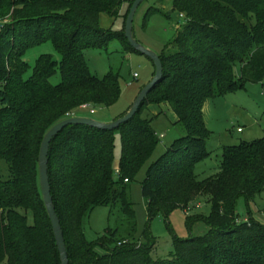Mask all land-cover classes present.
Returning <instances> with one entry per match:
<instances>
[{
    "label": "trees",
    "instance_id": "16d2710c",
    "mask_svg": "<svg viewBox=\"0 0 264 264\" xmlns=\"http://www.w3.org/2000/svg\"><path fill=\"white\" fill-rule=\"evenodd\" d=\"M125 1L0 0V160L8 167V179L0 176V264H61L40 187V147L48 131L76 110L112 107L119 100V75L93 76L85 51L103 48L115 37L135 51L125 26L118 34L101 26V15L117 18ZM170 1L184 22L159 55L163 78L137 115L114 131L69 126L50 145L51 193L69 264H264V224L251 214L245 220L236 215L239 199L250 204L264 192V136L224 148L215 175L201 180L196 174V166L212 155L204 104L247 84H262L264 90V0ZM46 42L62 60L42 55L31 68L25 54ZM57 72L61 82L53 85ZM151 106L172 110L183 135L150 166L142 184L149 218L187 210L201 197L211 204L210 216L202 219L208 232L175 238L168 259L153 258L155 239L136 242L129 198L132 182L160 143L152 123L162 113L142 116ZM100 206L122 208L128 238L117 239L118 231L110 230L87 241L84 221Z\"/></svg>",
    "mask_w": 264,
    "mask_h": 264
},
{
    "label": "rangeland",
    "instance_id": "374dc122",
    "mask_svg": "<svg viewBox=\"0 0 264 264\" xmlns=\"http://www.w3.org/2000/svg\"><path fill=\"white\" fill-rule=\"evenodd\" d=\"M130 0L122 6L117 18L102 17V27L113 34L120 33L125 26L124 17L129 10ZM106 18V19H105ZM184 22L183 16L172 11L170 0H145L140 4L133 23L134 37L145 48L162 55L164 50L173 43L180 26ZM107 36L102 41L107 40ZM110 39V38H109ZM42 55H50L60 62L62 56L50 42L43 43L30 49L24 60L33 68ZM85 59L89 71L97 78H104L109 74L119 75L121 95L112 107L90 106L87 109H78L73 117L91 119L99 123L109 124L126 114L141 90L149 84L155 74L153 62L145 55L127 49L116 37L106 42L103 48H94L85 51ZM138 78L135 79L134 75ZM238 74V71H237ZM239 77V75H238ZM61 82L60 72L51 79V84ZM204 108V117L208 129L213 132L207 148L214 150L211 157L196 166L199 179L213 176L220 170L222 150L226 147L240 145L243 142L258 141L264 136V90L262 84H247L243 90L230 92L224 97L209 100ZM91 109L95 111L91 113ZM151 111V110H150ZM161 116L154 119L152 127L160 143L152 158L132 182L129 198L136 216V232L134 237L140 246L147 244L149 238L156 240L152 256L154 259H168L173 253L175 238L190 239L204 236L209 227L202 219L211 213V204L208 197L199 198L187 210L176 209L168 217L159 213L151 219L148 216L146 202L142 195V184L147 178L152 164L160 159L168 148L172 147L183 132L174 125L177 116L167 106H162ZM143 118L151 119L153 112H143ZM241 129L242 133L238 130ZM164 137V138H161ZM216 148V149H215ZM122 155V143L119 134L116 135L115 165L118 167ZM0 176L8 179V167L0 160ZM250 214L255 220L264 219V192L257 199L248 204L243 198L239 199L236 215L247 219ZM195 218H198L195 220ZM129 221L120 206L111 209L108 206L95 208L84 221V233L87 241L96 242L108 231H118L117 239L128 238ZM149 236V237H148ZM101 248V247H100ZM100 248V254L106 252Z\"/></svg>",
    "mask_w": 264,
    "mask_h": 264
},
{
    "label": "water",
    "instance_id": "95a60500",
    "mask_svg": "<svg viewBox=\"0 0 264 264\" xmlns=\"http://www.w3.org/2000/svg\"><path fill=\"white\" fill-rule=\"evenodd\" d=\"M145 0H135L132 4L129 14L126 19L125 24V38L127 39L129 45L136 51L145 56H147L155 66V75L152 81L147 84L139 93L130 110L121 118L109 123H99L91 119L86 118H76L71 117L67 120H64L54 127H52L48 133L45 135L39 153V179H40V187L41 192L44 199V204L48 213V216L51 221V225L54 232V237L56 241V245L58 248V252L60 255L61 264H69L68 252L64 238V232L61 226L60 219L57 215L56 208L53 202V197L51 193V185L49 178V151L50 145L52 141L67 127L69 126H89L91 128L103 130V131H114L120 128L121 125L126 124L130 120H132L143 103L145 102L148 95L157 85V83L163 78L164 75V66L160 56L153 52L152 50L145 48L143 45L137 42L133 33V23L135 14L138 10V7Z\"/></svg>",
    "mask_w": 264,
    "mask_h": 264
},
{
    "label": "crops",
    "instance_id": "0c3cea01",
    "mask_svg": "<svg viewBox=\"0 0 264 264\" xmlns=\"http://www.w3.org/2000/svg\"><path fill=\"white\" fill-rule=\"evenodd\" d=\"M104 16H107V15H105V14H102L101 15V23H102V17H104ZM108 17V16H107ZM106 19V18H105ZM101 26H102V24H101ZM104 28V27H103ZM222 98V97H221ZM218 99H220V98H218ZM213 100H216V99H213ZM209 102V100L204 104V107H203V115H204V108H205V106H208V103ZM150 110H151V112H153L154 113V115H158V114H160V110H161V108L160 107H157V106H151L150 108H149ZM177 120H178V118H177ZM177 120L175 121V123L177 122ZM204 120H205V117H204ZM205 123H206V126H207V122H206V120H205ZM207 128H208V126H207ZM209 130V129H208ZM210 131V130H209ZM211 133H212V136H211V138L213 137V132L212 131H210ZM239 132V131H238ZM239 133H242V131L241 132H239ZM210 138V139H211ZM209 139V140H210ZM209 140H208V142H207V146H208V144H209ZM216 149V148H215ZM208 150L209 151H211L212 153H213V151L214 150H210L209 148H208ZM117 167V166H116ZM257 221H259L260 223H262V224H264V219H262V218H260V219H258Z\"/></svg>",
    "mask_w": 264,
    "mask_h": 264
},
{
    "label": "built area",
    "instance_id": "2783aa9c",
    "mask_svg": "<svg viewBox=\"0 0 264 264\" xmlns=\"http://www.w3.org/2000/svg\"><path fill=\"white\" fill-rule=\"evenodd\" d=\"M134 78H135V79H137V78H138V75H137V74H135V75H134ZM83 108H84V109H87V108H89V106H83ZM91 113H92V114H94V113H95V111H94L93 109H91ZM238 131H239V132H241L242 130H241V129H239ZM116 171H117V174H119V171H118V169H116ZM126 182H127V181H126Z\"/></svg>",
    "mask_w": 264,
    "mask_h": 264
}]
</instances>
